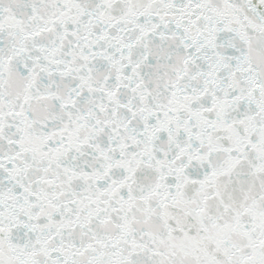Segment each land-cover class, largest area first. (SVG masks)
I'll return each mask as SVG.
<instances>
[{
	"label": "snow or ice",
	"instance_id": "1",
	"mask_svg": "<svg viewBox=\"0 0 264 264\" xmlns=\"http://www.w3.org/2000/svg\"><path fill=\"white\" fill-rule=\"evenodd\" d=\"M0 264H264V0H0Z\"/></svg>",
	"mask_w": 264,
	"mask_h": 264
}]
</instances>
